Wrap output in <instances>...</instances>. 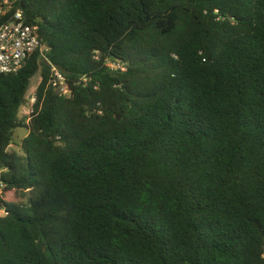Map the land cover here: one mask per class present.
Instances as JSON below:
<instances>
[{"label": "trees", "instance_id": "16d2710c", "mask_svg": "<svg viewBox=\"0 0 264 264\" xmlns=\"http://www.w3.org/2000/svg\"><path fill=\"white\" fill-rule=\"evenodd\" d=\"M17 6L48 51L0 76V264H264V0Z\"/></svg>", "mask_w": 264, "mask_h": 264}, {"label": "built area", "instance_id": "2783aa9c", "mask_svg": "<svg viewBox=\"0 0 264 264\" xmlns=\"http://www.w3.org/2000/svg\"><path fill=\"white\" fill-rule=\"evenodd\" d=\"M20 1L23 0H0V19L7 20L0 26V76L22 71L37 53L45 58L48 51L41 42L39 27L29 23L24 10L17 6ZM116 68L120 66L117 65ZM51 73L52 87L60 95L69 97L71 90L66 77L55 66H52ZM28 101L30 115L33 112V105L37 102L36 93L28 97ZM1 174L2 171L0 176ZM2 212L7 214L3 210Z\"/></svg>", "mask_w": 264, "mask_h": 264}, {"label": "rangeland", "instance_id": "374dc122", "mask_svg": "<svg viewBox=\"0 0 264 264\" xmlns=\"http://www.w3.org/2000/svg\"><path fill=\"white\" fill-rule=\"evenodd\" d=\"M40 82H41V74L38 73L37 76L34 77L31 81L28 97H30L36 93ZM29 106H30V102H29V105H27L26 107H23L20 111L19 118L22 121H26L28 119V116H29L28 112L30 110ZM27 136H28V130L27 129H25V128L17 129L15 132V135H14L13 143L10 146L9 151L18 154L21 157H24L25 154H24L22 146H23V141ZM21 204H23L25 207H27L28 206V198L22 199ZM4 215H5V213L0 211V216H4Z\"/></svg>", "mask_w": 264, "mask_h": 264}]
</instances>
